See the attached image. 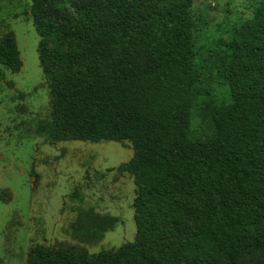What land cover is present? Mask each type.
<instances>
[{"label": "trees", "instance_id": "1", "mask_svg": "<svg viewBox=\"0 0 264 264\" xmlns=\"http://www.w3.org/2000/svg\"><path fill=\"white\" fill-rule=\"evenodd\" d=\"M192 7L31 0L50 97V117L33 133L129 142L132 157L116 170L136 188V234L94 255L34 246L26 264H264V6L218 41L219 67L199 57ZM0 66L22 67L11 30L0 37ZM195 112L208 121L205 139L191 133ZM117 221L79 207L72 235L92 244Z\"/></svg>", "mask_w": 264, "mask_h": 264}, {"label": "rangeland", "instance_id": "2", "mask_svg": "<svg viewBox=\"0 0 264 264\" xmlns=\"http://www.w3.org/2000/svg\"><path fill=\"white\" fill-rule=\"evenodd\" d=\"M30 6L31 0H0V37L14 32L22 60L16 73L0 66L5 75L0 79V264H26L28 250L38 245L75 254L115 251L136 234V188L130 175L116 170L132 157L129 142L52 143L33 133L50 117V97L38 63ZM262 6L264 0H193L201 61L219 67L218 41H227L226 32ZM207 123L195 112L192 135L207 138ZM79 207L118 221L100 241L79 242L72 235Z\"/></svg>", "mask_w": 264, "mask_h": 264}]
</instances>
